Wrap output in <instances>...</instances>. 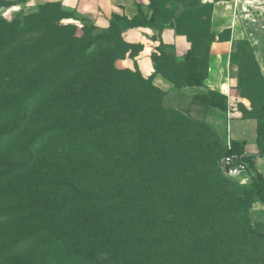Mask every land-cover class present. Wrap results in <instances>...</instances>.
<instances>
[{
  "label": "rangeland",
  "instance_id": "374dc122",
  "mask_svg": "<svg viewBox=\"0 0 264 264\" xmlns=\"http://www.w3.org/2000/svg\"><path fill=\"white\" fill-rule=\"evenodd\" d=\"M11 1L14 5L0 8V17L12 20L39 9V5L29 6L27 0ZM237 1L229 8L234 28L216 38L231 36L237 61L243 66L241 72L238 64L231 63L233 92L264 105V81L251 56L255 49L250 41L254 36H264V0ZM64 10L76 19L63 21L77 25L79 33L85 23L96 25L86 14ZM206 19L210 25L208 12ZM38 35V31H31L16 38L0 55V66L9 63L6 57L14 46ZM122 39L129 43L123 32ZM124 41L104 42L86 66L57 74L48 85L40 87L21 80L14 90L0 94V264H81L71 250L86 251L89 241L98 235L97 221L102 213L96 204L105 198H110L114 208L127 211L125 226L136 232V214L140 213L141 226L153 233L142 243L152 244L158 264H264V202L256 198L243 213L238 209V197L247 182L232 179L221 169L229 138L228 97L227 102L222 99L224 108L210 106L205 112L194 105L186 110L166 105L163 91L137 66L124 62L138 51L135 46L128 48ZM51 56V52L42 54L38 63L47 69ZM244 72L250 76L242 77ZM86 92L85 98L94 105L102 103L101 110L90 102L85 107L75 102L77 93ZM23 98L31 103L29 121L24 130L8 135L6 131L21 118L18 113L8 118L9 101ZM65 104L73 110L83 109L81 117L76 114L77 125L84 122L78 127L86 137L82 150L88 154L87 162L94 157L85 180L70 181L64 174L59 177L60 167L69 173L78 150L72 146L71 157L56 156V132L41 136L48 140L43 147L35 146L30 152L33 158L24 152L36 133L61 123L64 115L70 114L63 112ZM256 107L253 113H264ZM238 108L244 115L247 107L238 103ZM115 141L131 145V151L118 158L111 150ZM74 188L83 190L79 193ZM41 206L58 208L49 217ZM34 210L39 212L35 218L31 217ZM245 244H250V250L247 248L243 256Z\"/></svg>",
  "mask_w": 264,
  "mask_h": 264
},
{
  "label": "trees",
  "instance_id": "16d2710c",
  "mask_svg": "<svg viewBox=\"0 0 264 264\" xmlns=\"http://www.w3.org/2000/svg\"><path fill=\"white\" fill-rule=\"evenodd\" d=\"M10 5H14L11 0H0V8ZM149 8L151 10L150 16L141 8H139V13L133 18L119 13H113L110 25L107 28L101 29L94 24L85 23L81 33L78 31L77 25L74 23H65L63 21L64 19L76 18L73 13L64 10L62 4L57 1L40 4L38 10L23 13L12 20L0 17V55L8 51H6V49L16 38L24 36L31 31L39 32V35L33 40L20 43L9 51L6 58L10 64L8 63L4 66H0V94L3 95L10 90H14L21 80L22 82H32L35 86L43 87L46 84L48 85L57 74L60 76V74L79 71L88 64L87 62L92 54L96 53L95 55H97L99 53L104 42L114 40L123 42L122 32L125 29L139 26H150L156 28L159 32L166 27H172L178 34L186 35L191 42V48L183 59L179 60L177 58L173 45L160 44L158 48L159 52L153 53V60L158 69L173 78L178 86L203 85L204 80L208 76L211 43L217 36L211 27L214 3L212 1L204 2L203 0H149ZM206 12L209 14L210 25H207ZM223 31L218 33V35ZM218 39L230 40L231 36L224 38L221 35ZM124 43L128 48L132 46L137 47V53L143 48L142 44L126 43L125 41ZM169 49L171 51H169ZM46 52H51L52 54L47 69L42 64L38 63L40 56ZM251 56L259 68L260 78L264 81V75L253 49L251 51ZM237 57V51L234 50L233 42L231 63L238 64L241 72H243V66L237 61ZM29 63L33 65L30 67L28 66ZM47 70L49 72H47ZM113 70L115 71V68H113ZM89 71H91V68H89ZM249 76L250 74L248 75L246 72L242 74V77L248 78ZM252 83H254V81ZM260 89L262 90V88ZM87 93L88 92L77 93L74 96L76 98L75 102L82 105V107L86 106V102H90L91 106L101 110L100 105L102 103L100 102L98 105H94L91 99L88 100L85 98L88 96ZM222 99H225L227 102L226 95L216 90H210L208 93L195 95L191 106H196L202 112H205L210 106L224 108L225 104ZM249 99L251 100L252 108H245L244 116L253 117L258 120L257 140L260 153L264 154V113L252 112L255 105L258 107H256L257 111L264 112V105L263 103L258 104L253 97H249ZM262 100L264 102V95L262 96ZM9 102L7 106L10 111L8 118L11 117V115L14 116V113H18V116H21V118L12 126L8 133L6 131L8 135L14 130H24L23 127H26L27 121H29L27 115L31 107L29 98H23L21 101L17 99ZM82 107L73 110L71 105L65 104L62 108L63 112L70 113L72 116L70 114H65V119L61 121V123L56 122L52 127L50 126L36 133L24 149V152L26 151L28 152L27 154H30L28 156H32L31 154L33 153L30 152L34 150L35 146L39 148L43 147V145L46 144V140H48L47 138L44 141L41 139V136L44 137L48 134L52 135L53 132H56L55 135L57 139L55 140L56 142L58 140L55 147L56 156H70L69 150L72 146H75L76 150H78L75 159L72 160V165H70L69 173L65 168H59V177L64 174L66 175L64 178L70 181L76 178H87L85 175H88L91 168H93L94 157L91 163L87 162L85 157L88 154L85 149L82 150L84 146H86V142H84L86 137L85 133L80 132L81 129L78 127H81V125L83 126L84 122H81V125H77L79 119L76 114L81 117L83 114ZM7 108L6 110H8ZM100 115L99 113V116ZM93 116L95 118L96 113H94ZM96 120L99 121V117H97ZM104 120L107 119H103V121ZM120 139L122 140L121 137ZM86 141H88V138ZM117 141H115L116 147H112L111 150L113 154L114 151L116 152L118 158H122L126 153L131 151L132 146L121 145ZM81 145L83 146L78 148V146ZM244 152V143L232 140V149H227L226 145L224 155L231 153L242 154ZM242 159L248 162L250 169L254 167L252 157L246 155ZM244 185L245 186H241L242 189L238 197V209L242 210L243 213L247 212L250 203L256 198L264 202V175L256 171L254 174H251L250 180L244 183ZM82 190L83 189L80 188H74L73 191L81 193ZM50 192L51 195H53L52 188ZM69 201L72 200L70 199ZM96 205H98L102 213L100 219L97 221L98 229H96V232L98 235L94 236L89 241L90 244L86 251L81 252L77 249L71 250L74 255L78 256L81 264H158L152 254L155 251L152 244L150 242L147 244L142 243L143 238L149 239L153 233L141 226L140 219L142 216L140 213L136 214L134 225L139 229V231L136 232V229L125 226L126 216L128 215L127 211L114 208L110 203V198L101 199ZM41 208L43 209L44 215L52 217L56 214V208H58V206L55 208L53 206L54 209H45V207L42 206ZM86 210L88 212V209ZM38 213L39 212L34 210L31 217L35 218ZM95 216L99 215L96 213ZM57 220L58 218L53 221ZM242 226L245 235L248 237L246 225L242 224ZM100 234L102 238H99ZM95 240H97V242ZM94 244H96V247ZM244 248L243 256L245 254L247 255V248L250 250V244H245Z\"/></svg>",
  "mask_w": 264,
  "mask_h": 264
},
{
  "label": "crops",
  "instance_id": "0c3cea01",
  "mask_svg": "<svg viewBox=\"0 0 264 264\" xmlns=\"http://www.w3.org/2000/svg\"><path fill=\"white\" fill-rule=\"evenodd\" d=\"M50 1L60 2L64 9L79 11L90 16L94 23L101 28H107L110 25L113 13L133 18L141 8L148 16L151 14L149 0H27V4L33 7ZM211 1L214 3L213 32L217 35L224 29L234 28V18L230 17L229 8L237 0ZM123 36L129 43L143 45L142 50L134 58L129 56L124 62L129 61L132 66H137L145 78L151 79L152 83L163 91L166 105L186 110L191 107L195 95L208 93L210 90H216L226 95L231 106L229 136L233 140L243 142L246 155L253 158L254 167L249 170L248 176L250 177L256 171L264 175V154L260 153L257 140L258 120L243 115V112L238 108V103H243L247 108H251L250 100L233 92L231 78L233 39L219 40L217 37L211 43L208 76L203 85L178 86L173 78L158 69L153 60V53L159 52L160 44L173 45L177 58L183 59L191 48V42L186 35L178 34L172 27H166L159 32L150 26H139L125 29ZM250 41L264 73V36H254L250 38Z\"/></svg>",
  "mask_w": 264,
  "mask_h": 264
},
{
  "label": "built area",
  "instance_id": "2783aa9c",
  "mask_svg": "<svg viewBox=\"0 0 264 264\" xmlns=\"http://www.w3.org/2000/svg\"><path fill=\"white\" fill-rule=\"evenodd\" d=\"M232 138L229 136L227 140V149H232ZM246 153H231L224 155L221 160V169L224 174L230 178L236 179L240 182H248L251 176H248L250 170L248 162L242 158ZM248 176V179L246 178Z\"/></svg>",
  "mask_w": 264,
  "mask_h": 264
}]
</instances>
